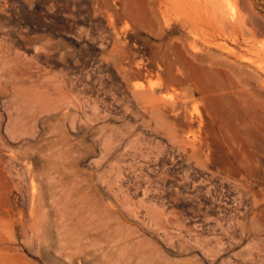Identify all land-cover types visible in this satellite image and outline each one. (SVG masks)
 Returning a JSON list of instances; mask_svg holds the SVG:
<instances>
[{
    "label": "rangeland",
    "instance_id": "1",
    "mask_svg": "<svg viewBox=\"0 0 264 264\" xmlns=\"http://www.w3.org/2000/svg\"><path fill=\"white\" fill-rule=\"evenodd\" d=\"M0 264H264V0H0Z\"/></svg>",
    "mask_w": 264,
    "mask_h": 264
},
{
    "label": "bare ground",
    "instance_id": "2",
    "mask_svg": "<svg viewBox=\"0 0 264 264\" xmlns=\"http://www.w3.org/2000/svg\"><path fill=\"white\" fill-rule=\"evenodd\" d=\"M198 48V47H197ZM195 49V48H194ZM176 51V50H175ZM165 52V51H164ZM189 53V52H188ZM187 54V53H186ZM198 62V61H197ZM194 71L196 73H202L204 77L207 78V80H209L210 82L215 81L217 82L216 78L218 77V70L212 69V68H207V67H195ZM220 86V85H219ZM219 93V92H218ZM225 97L223 95L220 94H216V95H212L209 98V103L211 104V107L215 110V112H217V114L221 115L222 117H227L228 120L231 119L233 116V111L227 110L225 107L222 106V101H224ZM228 99V98H227ZM229 101V100H228ZM231 109V108H230ZM238 113V112H237ZM241 113V112H239ZM243 113V112H242ZM238 118L240 119L239 115L237 114ZM241 117L243 119V116L241 114ZM235 119V117H234ZM232 122H234L232 120ZM228 130V129H227ZM246 132V131H245ZM248 132H246L247 134ZM244 135V134H243ZM243 139V138H242ZM246 139V138H245ZM244 139V140H245ZM251 155H249L250 158ZM248 157V156H247ZM242 162V161H241ZM244 164V163H243Z\"/></svg>",
    "mask_w": 264,
    "mask_h": 264
}]
</instances>
